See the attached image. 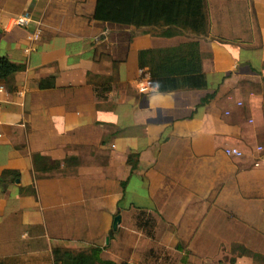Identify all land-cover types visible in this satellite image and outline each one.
<instances>
[{
  "label": "crops",
  "instance_id": "crops-1",
  "mask_svg": "<svg viewBox=\"0 0 264 264\" xmlns=\"http://www.w3.org/2000/svg\"><path fill=\"white\" fill-rule=\"evenodd\" d=\"M94 5L0 0V56L23 65L1 83L0 264L79 245L116 264H254L238 245L264 261V0H204V36ZM15 15L29 25L4 30Z\"/></svg>",
  "mask_w": 264,
  "mask_h": 264
},
{
  "label": "trees",
  "instance_id": "trees-1",
  "mask_svg": "<svg viewBox=\"0 0 264 264\" xmlns=\"http://www.w3.org/2000/svg\"><path fill=\"white\" fill-rule=\"evenodd\" d=\"M92 18L134 27H156L160 28L166 36L178 32L204 36L207 34L208 27L204 0H95ZM22 69V64L11 62L6 57L0 56V83H7L15 72ZM150 76H152L151 73ZM262 81L264 83V80ZM108 87L106 83L94 86L96 97H104L102 93ZM213 93L214 91L202 97L199 104L207 102L209 98H212ZM129 158L130 155L128 161ZM132 167L133 164L130 169ZM2 174L15 175L16 173L3 170ZM238 248H241L242 253L249 255L254 262L257 260L262 262L261 255L239 245ZM100 252L99 246H90L87 252H72L68 249L53 247L51 256L54 264H116L109 259L101 258Z\"/></svg>",
  "mask_w": 264,
  "mask_h": 264
},
{
  "label": "built area",
  "instance_id": "built-area-1",
  "mask_svg": "<svg viewBox=\"0 0 264 264\" xmlns=\"http://www.w3.org/2000/svg\"><path fill=\"white\" fill-rule=\"evenodd\" d=\"M30 21L31 19L29 16H25V15L10 16L6 19L3 29L8 31L15 26L27 27ZM36 37H37L36 31L29 35V38H36ZM151 86H152V80L150 73L147 70L139 68L138 77L135 82L136 91L139 93H147L151 89ZM4 93H5V88L0 83V104ZM256 149L260 150L261 147L257 146ZM222 152L227 156H233V157H240L242 155V151L235 146H226L222 148ZM254 165H257V163H254Z\"/></svg>",
  "mask_w": 264,
  "mask_h": 264
},
{
  "label": "rangeland",
  "instance_id": "rangeland-1",
  "mask_svg": "<svg viewBox=\"0 0 264 264\" xmlns=\"http://www.w3.org/2000/svg\"><path fill=\"white\" fill-rule=\"evenodd\" d=\"M262 149V148H261ZM112 232L110 231V234ZM114 233L117 234V236L119 237L121 235V229H119L117 232L115 231ZM90 246H86V245H79L76 248H63V249H68L72 252H87V250L89 249ZM233 248L236 250V253H242V249L238 248V246H233ZM244 254V253H243ZM252 259V258H251ZM253 261V260H252ZM254 262V261H253ZM254 264H264V261L262 260H257V262H254Z\"/></svg>",
  "mask_w": 264,
  "mask_h": 264
},
{
  "label": "water",
  "instance_id": "water-1",
  "mask_svg": "<svg viewBox=\"0 0 264 264\" xmlns=\"http://www.w3.org/2000/svg\"><path fill=\"white\" fill-rule=\"evenodd\" d=\"M119 222V215L118 214H115L112 218V222H111V229L112 230H115L116 228V225L118 224ZM107 239V238H106Z\"/></svg>",
  "mask_w": 264,
  "mask_h": 264
}]
</instances>
